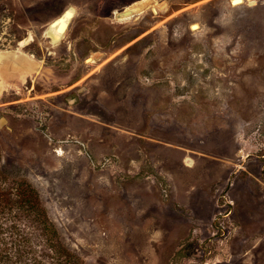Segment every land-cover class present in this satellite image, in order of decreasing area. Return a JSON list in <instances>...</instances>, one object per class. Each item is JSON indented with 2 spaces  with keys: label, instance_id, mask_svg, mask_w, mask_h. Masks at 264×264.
<instances>
[{
  "label": "rangeland",
  "instance_id": "obj_1",
  "mask_svg": "<svg viewBox=\"0 0 264 264\" xmlns=\"http://www.w3.org/2000/svg\"><path fill=\"white\" fill-rule=\"evenodd\" d=\"M141 1L0 0V168L83 264H264V0Z\"/></svg>",
  "mask_w": 264,
  "mask_h": 264
},
{
  "label": "trees",
  "instance_id": "obj_2",
  "mask_svg": "<svg viewBox=\"0 0 264 264\" xmlns=\"http://www.w3.org/2000/svg\"><path fill=\"white\" fill-rule=\"evenodd\" d=\"M0 264H83L60 241L35 189L1 168Z\"/></svg>",
  "mask_w": 264,
  "mask_h": 264
},
{
  "label": "bare ground",
  "instance_id": "obj_3",
  "mask_svg": "<svg viewBox=\"0 0 264 264\" xmlns=\"http://www.w3.org/2000/svg\"><path fill=\"white\" fill-rule=\"evenodd\" d=\"M234 1V0H231ZM248 1H253V0H248ZM244 0H236L232 5H238L243 3ZM136 4V3H135ZM130 5L129 7H126L122 14L119 15V12L115 13L114 16L116 19H127L131 17L132 13H141L143 11V9L145 7H147L148 2L146 0H142L141 2H139V4L137 5ZM67 12V13H66ZM73 10L71 9H66L63 11V13L61 15H59L58 17H56L54 20H52L48 26H47V30H45L47 32V35L50 36L52 38V43L55 45L57 43H59V41L61 40L63 34H65L64 29L67 25V23L70 20V17L73 15ZM154 13H156V10H153ZM137 16V15H136ZM192 28H196V25L192 26ZM27 41V40H26ZM25 41V42H26ZM23 42V41H22ZM28 43V42H27ZM3 54H1L2 56ZM6 55V54H5ZM14 55V54H13ZM99 55V54H98ZM9 56V57H8ZM7 58H11L12 59V55L8 53V55L6 56ZM98 57V56H97ZM92 61V59H88L87 62ZM25 63V62H24ZM23 67V66H22Z\"/></svg>",
  "mask_w": 264,
  "mask_h": 264
},
{
  "label": "water",
  "instance_id": "obj_4",
  "mask_svg": "<svg viewBox=\"0 0 264 264\" xmlns=\"http://www.w3.org/2000/svg\"><path fill=\"white\" fill-rule=\"evenodd\" d=\"M235 1H236V0L231 1V4H233ZM145 8H146V7H145ZM145 8H144V9H145ZM69 9H71V8H69ZM144 9H143V10H144ZM122 12H123V11H122ZM122 12H120L119 15L122 14ZM66 13H67V12H66ZM136 14H138V13H132L131 17L134 16V15H136ZM73 15H74V12H73ZM73 15L70 17V20H69V22L67 23V25H66V27H65V29H64V32L67 30L68 25H69L71 19L73 18ZM91 59H92V58H91ZM87 60H88V59H87ZM87 60H86V62H87Z\"/></svg>",
  "mask_w": 264,
  "mask_h": 264
}]
</instances>
